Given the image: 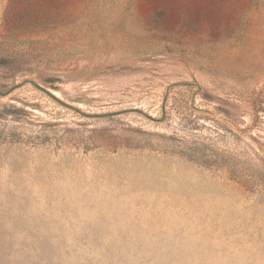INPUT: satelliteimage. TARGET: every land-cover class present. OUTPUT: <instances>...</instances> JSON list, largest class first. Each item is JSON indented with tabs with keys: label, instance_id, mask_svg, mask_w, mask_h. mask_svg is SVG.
Returning <instances> with one entry per match:
<instances>
[{
	"label": "rangeland",
	"instance_id": "374dc122",
	"mask_svg": "<svg viewBox=\"0 0 264 264\" xmlns=\"http://www.w3.org/2000/svg\"><path fill=\"white\" fill-rule=\"evenodd\" d=\"M0 264H264V0H0Z\"/></svg>",
	"mask_w": 264,
	"mask_h": 264
}]
</instances>
